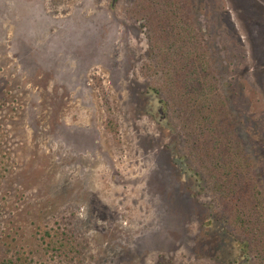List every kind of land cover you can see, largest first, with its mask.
Segmentation results:
<instances>
[{
  "label": "rangeland",
  "instance_id": "374dc122",
  "mask_svg": "<svg viewBox=\"0 0 264 264\" xmlns=\"http://www.w3.org/2000/svg\"><path fill=\"white\" fill-rule=\"evenodd\" d=\"M141 2L0 0V249L30 264H254L208 186L190 108L165 106L163 59L183 37L150 35ZM183 11L180 56L208 57L234 123L226 164L264 218V0ZM55 223L75 237L72 262L43 249Z\"/></svg>",
  "mask_w": 264,
  "mask_h": 264
},
{
  "label": "trees",
  "instance_id": "16d2710c",
  "mask_svg": "<svg viewBox=\"0 0 264 264\" xmlns=\"http://www.w3.org/2000/svg\"><path fill=\"white\" fill-rule=\"evenodd\" d=\"M189 1L142 0L140 5L139 13L146 20L150 35L161 39L173 36L177 30L178 37H183V41L177 39L172 42V46H177L176 55L166 56L163 59L166 65L164 76L170 84V92L174 98L172 105L166 101L165 106L172 107L175 113L180 112L177 114L178 116H181V107L178 106V101L186 108H190L191 113L187 118L189 117L191 122L194 121L197 124L196 128L199 133L197 137L201 140L203 147L200 148L195 143L193 145L199 150L200 166L206 169L212 177L208 181V186L210 185V189L216 192L222 208L225 206L231 214L230 217L234 216V218H230L234 228V231L230 233L232 237H235L238 253L245 255V257L242 256L241 261H248L249 255L253 253L255 258L253 263L264 264V218L261 217V211L257 210L258 192L252 193L249 190L248 182L246 183L242 178L241 169L228 168L226 164L232 162L230 153L234 150L231 143L235 137L228 139L230 136L227 135L234 129V123L225 113L228 111L224 101L216 98L219 94L217 92L219 87L217 79L214 81V70L209 67L207 56H195V59H192V56H180L186 46L184 40L187 38V32H189V28L191 30V25L187 29L185 27L187 14L183 11ZM189 19L190 17H188ZM193 45L198 48L195 42ZM193 45L191 46L193 47ZM202 71L205 72L202 74ZM206 88L211 90V102L208 97L206 98L207 94L203 92ZM222 115L224 118L221 117ZM109 124L110 122L107 121V126ZM207 131L211 136V150L207 149L205 145V143H209L205 139ZM225 131L227 132L224 133ZM190 133L192 135L191 131ZM236 153L238 152L236 151ZM41 244H44L43 249L53 259L61 257V259L72 262L76 257L75 254L79 251L75 237L66 224L61 226L60 223H55L45 227L42 230ZM22 251V249L21 251L15 250L14 254H10L8 249H0V264H28L31 259L25 257ZM249 263L252 264L248 261Z\"/></svg>",
  "mask_w": 264,
  "mask_h": 264
}]
</instances>
